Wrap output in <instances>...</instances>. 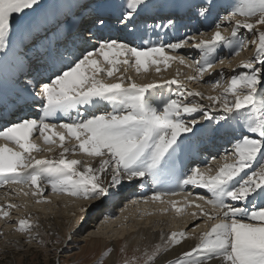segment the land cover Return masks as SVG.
Masks as SVG:
<instances>
[{"label": "snow or ice", "instance_id": "snow-or-ice-1", "mask_svg": "<svg viewBox=\"0 0 264 264\" xmlns=\"http://www.w3.org/2000/svg\"><path fill=\"white\" fill-rule=\"evenodd\" d=\"M153 14L157 18L149 24L144 18ZM188 14L211 22L210 37L177 35ZM262 26L264 0H233L226 9L222 0H0V189H10L5 197L49 204L50 189L84 202L80 211L88 212L93 204L106 209L117 198L127 199L128 190L147 188L152 195L130 203L169 208L141 219L171 210L190 215L193 224L162 233L163 243L123 264H156L188 239L197 243L168 264H264ZM249 42L255 54L237 66L241 71L233 69L227 81L223 71L204 81L225 64L222 49L238 57ZM173 63L195 73L187 83L203 81L218 94L189 90L179 73L144 85L127 74H159ZM202 137L227 138L228 144L219 156L194 163L186 149ZM55 149L56 157L42 155ZM76 155L88 159L69 158ZM91 161L98 163L93 167ZM172 197H183V207ZM192 207L197 211L187 213ZM26 208L9 200L0 205V220L24 236V244L51 249L53 241L42 238L30 215L12 224V211ZM201 227L207 230L193 236ZM74 236H54V243L69 247ZM113 251L109 246L98 264Z\"/></svg>", "mask_w": 264, "mask_h": 264}, {"label": "bare ground", "instance_id": "bare-ground-1", "mask_svg": "<svg viewBox=\"0 0 264 264\" xmlns=\"http://www.w3.org/2000/svg\"><path fill=\"white\" fill-rule=\"evenodd\" d=\"M231 2H233V0H230L229 2L226 3L223 2L225 5V9L227 8V5ZM193 23L196 24V27L199 28V31L201 32L206 31L205 38L210 37L211 34L210 32L214 31L213 28L210 26L211 22L205 23V21L201 18L198 17L195 18V22ZM202 26H206V27L202 28ZM207 30L208 31L210 30V32L208 33ZM223 33L226 35V37L227 35L229 36L230 27L228 28V30L223 31ZM198 38L200 37L198 36ZM180 54L198 55V53H194L189 49H181ZM220 55L225 57L224 65H226L227 67L228 66L232 67L233 63L237 62L239 58L245 56L244 54H240V56L238 57L229 56L227 51L224 49L221 50ZM224 65L221 66L218 64L217 67L211 70V72L214 73V75H217L221 71L223 72L228 71L229 73L230 71L229 68L225 67ZM179 71L181 72L184 71L183 73L184 75L181 77V79L180 78L179 79L184 81L187 87L191 86L190 89L194 88L191 90L199 91L203 93L205 96L214 95L211 93L213 91L212 89H210L204 84H201L203 81H201L200 83H196V82L187 83L186 80L187 76L195 75V73L190 68L185 67L184 70H179ZM129 74L136 76L138 79H143V81L141 82H144L145 84L153 83V82L162 84L165 80H171L175 78V72L173 70H170V74L168 75L165 73L157 74L154 69L150 70L149 73L141 74L140 76H137L134 70H129ZM210 75L211 73L208 74V76ZM205 79L207 78L205 77L204 80ZM210 80L211 78H208L206 81H210ZM173 87L176 86L174 85ZM165 88L167 89V87ZM156 91L157 93H160L161 89H158ZM163 95L164 97H167L169 93H167L165 89H163ZM207 102H208L207 100H203L201 103L207 104ZM216 140L218 143H224L225 145L228 144L227 138H216ZM38 141L40 140L38 139ZM58 152L59 149H55L50 154L45 152L42 155L47 156L48 158H53L58 155ZM36 155L38 158H40L41 154H36ZM219 155L220 153H218L216 156ZM69 158L80 159V160L88 159L83 155L70 156ZM91 163L93 164V167H95L98 161H91ZM213 167H215V165H213ZM6 191H10V189H0V205L8 203L9 200L14 204L27 205L26 209H21L19 211L17 210L12 211L11 213L12 224H15L17 218L30 215L35 223L40 224V229L41 228L47 229L48 233H53L54 235L58 233V231H63L65 226L74 229L75 220L78 217V215L75 213H77V211L80 210L81 204L84 203L82 201H77L73 197L67 195L52 194L49 189L45 192V196L51 200V203L38 205L33 203L32 198L24 197L22 195L19 196L18 198L5 197ZM195 191L200 192L203 195H207V193L201 189H196ZM150 195H152V192L147 188L137 187L135 189L128 190L126 192V196L128 197L127 199L124 197L117 198L110 205H108L106 209L100 208V211L102 210L104 212L103 220H101L100 215L97 216L99 214L97 213L98 212L97 210L99 209H96L95 204H93L92 208L94 210L96 209V214L93 216L92 219V222L94 223V232L91 235L92 237L91 240L103 242L105 241L106 238L112 237L113 239H109L108 244L112 246L114 249H115V245H117V243L121 240H123L128 246L148 249V248H152L154 244L163 243V241L161 240L162 233L166 236L167 234L173 231L180 232V231H186L189 228H191L193 224V219L190 215L185 214V215L177 216V214L171 210H169L167 214H163V215L160 214L151 215V216L144 215V218L141 219L140 218L141 214L146 213L148 211L159 212L163 208H169V205L167 204H149V205L140 204L139 206H135L130 203L131 199H142L144 196H150ZM172 199L180 201L181 203H178L177 206L183 207V203H182L183 197H172ZM194 211H197V209H195L194 207L187 209V213H191ZM73 213L74 216H70V214ZM107 216H111L112 218L106 219L105 217ZM195 222L199 223L200 221H195ZM206 230L207 228L205 227L198 228L195 233H192V235L198 236L201 232ZM0 232L3 233V235L0 236V246L10 245V244L12 245L13 243L16 244L15 242L17 241H19V246H25L24 244H22L25 237L15 232L14 228L12 226H9V223L6 222L5 220H0ZM110 234L111 236H109ZM50 236L54 237L53 235ZM112 240H116V241H112ZM105 243H107V241H105ZM196 243L197 241L195 239H188L184 241V243L181 246L175 247L170 251H168L167 253H162L161 256L157 259L156 264H168L169 261L175 259L181 252L188 250ZM115 254H116L115 250L112 253H110L107 259L108 264H111V260Z\"/></svg>", "mask_w": 264, "mask_h": 264}, {"label": "rangeland", "instance_id": "rangeland-1", "mask_svg": "<svg viewBox=\"0 0 264 264\" xmlns=\"http://www.w3.org/2000/svg\"><path fill=\"white\" fill-rule=\"evenodd\" d=\"M229 1L230 0H227V1L223 0V2H225V3L229 2ZM262 27H264V26H262ZM213 30H214V28H213ZM209 32H210V30L208 31V33ZM210 33H212V32H210ZM222 34L225 35L224 33H222ZM248 39H249V41L251 40L250 35H249ZM241 54H244L245 56L242 58H239L237 60V62L233 63L232 67H230V66L227 67L226 65H224L225 67L229 68V70H230L229 73H228V71L224 72L225 81H227L231 77V75L233 74V69H235L236 71H241V69H239L237 66L242 61L251 59L254 56L255 46L249 42L248 47L246 48L245 51L241 52ZM195 56L197 57L198 55H195ZM221 66H223V65H221ZM178 68H179V70L185 69L184 66L174 63L166 71L163 70L160 73H165L168 75V74H170V70H173L175 72V78L177 77L178 72H179V76L182 74L179 77L181 79V77L184 75L183 74L184 71L181 72L178 70ZM128 75L133 76L136 83L141 84V85L145 84L144 82H141V81H143V79H138L136 76L129 74V71H128ZM205 77L207 79L211 78V80H212L214 78H217V75H214V73L211 72L210 76H208V74H206ZM136 79H138V80H136ZM207 79H205L204 81H206ZM152 81H154V80H152ZM142 83H144V84H142ZM201 84L205 85L204 82H202ZM173 86H172V90H175V87H173ZM190 87H188L189 90L194 89V88L190 89ZM164 89L167 93H169V90H167L166 88H164ZM156 90H158V89H156ZM217 91H212L211 93L214 95H217L219 92V91L218 92ZM207 103H209V102H207ZM197 115H199V114H197ZM213 115H215V113H213ZM205 122H202V123H205ZM197 126H200V125H197ZM70 205H72V204H70ZM70 205H69V208H70ZM96 209L94 210L92 208L88 212H81L80 210L77 211V213H75V214H77L78 217L75 220L74 229H71V228L65 226L63 231H58V233H56L57 235L56 234L54 235V236H58L60 238V240L66 241L68 233L70 231L74 232L75 236H74V239L72 240L69 247H64V244L54 243V237H51L50 235H48L47 229H43V228L40 229L39 228L37 231L40 232L42 238L45 241H53V243L51 245V249H49L47 246H44V247L38 246L35 243H33L31 245H26V244H24V241L22 242V244H24L25 246H19V245L17 246V244H14V243H13L14 245L13 244L12 245L11 244L10 245H3V246H0V264H54V262L57 260L59 261V264H98V261H100L102 258V254L110 246L108 244L109 239H113V238L112 237L111 238L109 237L106 239L103 238V239H105V241H107V243H105V241L101 242V241L91 240L92 239L91 235L94 232V223L92 222V219H93V216L96 214ZM97 211H98L97 213H99L97 216L100 215L101 220H103L104 212L102 210L100 211V209ZM70 216H74V213L70 214ZM95 218H96V216H95ZM98 218H100V217H98ZM112 232H114V231H112ZM109 236H111V234ZM112 241H116V240H112ZM77 245H80V246L77 247ZM93 247H94V249H93ZM122 248L124 249L123 252L121 251ZM60 249H62L63 254H57V250H60ZM114 250H115L116 254L112 258L111 264H123V261L126 258L142 257L145 250L150 252L152 250V248L143 249V248H138V247H134V246H128L123 240H121L117 243V245H115ZM109 255L107 257L103 258V264H108L107 259H108ZM175 259H173V260H175Z\"/></svg>", "mask_w": 264, "mask_h": 264}]
</instances>
